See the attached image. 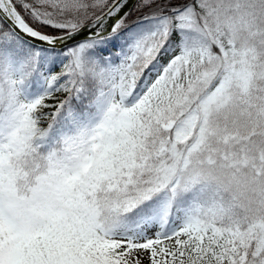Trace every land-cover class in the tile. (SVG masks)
<instances>
[{
  "label": "snow or ice",
  "instance_id": "1",
  "mask_svg": "<svg viewBox=\"0 0 264 264\" xmlns=\"http://www.w3.org/2000/svg\"><path fill=\"white\" fill-rule=\"evenodd\" d=\"M0 264H264V0H0Z\"/></svg>",
  "mask_w": 264,
  "mask_h": 264
}]
</instances>
